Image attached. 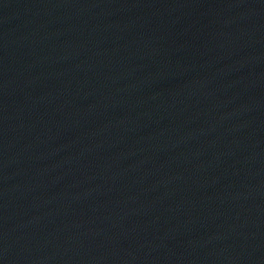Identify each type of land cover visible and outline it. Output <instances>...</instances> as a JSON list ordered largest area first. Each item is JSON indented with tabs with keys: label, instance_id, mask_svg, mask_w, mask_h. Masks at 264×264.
<instances>
[{
	"label": "water",
	"instance_id": "water-1",
	"mask_svg": "<svg viewBox=\"0 0 264 264\" xmlns=\"http://www.w3.org/2000/svg\"><path fill=\"white\" fill-rule=\"evenodd\" d=\"M0 264H264V0H0Z\"/></svg>",
	"mask_w": 264,
	"mask_h": 264
}]
</instances>
